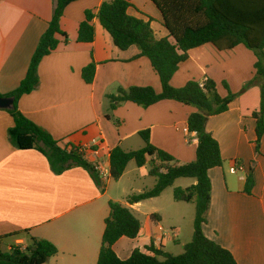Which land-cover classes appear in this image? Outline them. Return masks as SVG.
I'll use <instances>...</instances> for the list:
<instances>
[{"label": "crops", "instance_id": "crops-1", "mask_svg": "<svg viewBox=\"0 0 264 264\" xmlns=\"http://www.w3.org/2000/svg\"><path fill=\"white\" fill-rule=\"evenodd\" d=\"M105 1L110 0H76L67 6L61 28L68 34V42L43 58L40 85L19 99L20 111L62 145L73 142L84 148L100 147V158L109 163L110 152L117 146L126 151L145 147L143 131L149 133L154 146L178 162L194 161L198 136L189 132L188 118L197 107L164 99L152 105L127 101L109 110L107 95L119 87L150 86L161 92L162 83L150 59L140 55V48L133 45L120 49L98 17L93 19L94 41H78L86 11L97 14ZM130 2L131 15L144 20L151 17L156 37L167 35L153 0ZM53 10L52 0H0L1 94L16 90L25 78ZM257 60L255 52L244 44L219 50L207 43L189 51V59L180 64L171 80L174 87H182L192 79L210 78L225 97V82L233 92H239L227 111L210 116L206 124V130L219 141L224 163L209 171L213 189L208 221L203 227L207 237L229 249L238 264H264V135L258 153L257 119L253 115L260 108L261 86L257 81L249 84L256 77ZM92 62L96 75L92 83H87L82 71ZM13 125L8 109H0V236L29 229L31 235L50 240L59 250L45 264H97L112 200L131 208L142 224L136 239L122 237L114 245L119 257L127 259L136 248L144 250L154 245L161 235L158 226L167 216L160 207L145 209L144 203L162 194L134 204L127 201L128 196L155 186L157 179L150 174L148 164L139 167L135 162L130 169L129 162L117 181L130 179L133 187L131 191L123 188V199H117L111 193V177L100 185L84 167L58 173L39 151L19 149L9 135ZM86 158L97 159L92 153ZM236 160L244 169L232 173L230 167ZM252 170L254 185L247 193L246 177ZM140 180H145L147 187L136 185ZM196 183L194 178L181 177L173 186L186 188ZM181 219L180 213L173 218L178 223ZM172 228V239L179 242L181 229L175 224ZM7 238L9 246H24L29 241L24 234ZM188 242H183L180 249L184 250ZM162 246L165 251L180 254L174 253L167 242Z\"/></svg>", "mask_w": 264, "mask_h": 264}, {"label": "trees", "instance_id": "trees-1", "mask_svg": "<svg viewBox=\"0 0 264 264\" xmlns=\"http://www.w3.org/2000/svg\"><path fill=\"white\" fill-rule=\"evenodd\" d=\"M76 0H52L53 16L48 28L42 34L31 59L27 74L19 87L0 97H15L14 108L8 109L14 119L9 135L19 149H35L43 154L55 171L61 173L72 167H84L102 185L103 181L93 164L86 158V150L79 144L56 140L53 135L22 113L18 107L19 99L36 90L40 85L39 66L44 57L55 51L61 43L68 42L69 36L61 28V19L65 9ZM162 15L167 35L157 38L148 20L133 16L129 9L130 0L105 1L97 14L86 11V18L78 31L79 42H92L95 39L93 19L98 17L101 25L113 37L115 44L122 50L137 45L142 56L150 59L158 73L162 91L157 92L150 86L119 87L115 93L107 95L109 110H114L123 102L131 101L139 105H152L164 99H173L197 107L188 118V130L198 136L196 159L187 163L178 162L167 151L150 142L148 132H141L146 146L126 151L121 146L110 152V174L113 180H119L130 161L139 167L149 165L150 174L157 181L152 189L128 196L130 204L159 197L167 188L174 185L178 178H194L195 185L174 188L176 201L195 202L196 216L194 234L190 242L184 245L180 254L165 251L151 245L144 250L136 248L127 259L116 253L114 245L122 238L136 239L141 231L140 219L133 210L121 202L110 201V214L105 220V231L97 264H238L233 253L204 232L207 214L212 198V180L209 171L221 167L224 159L219 141L206 130L210 116L229 109L237 94L230 93L222 98L214 80H189L182 87H174L171 80L179 70L180 64L189 59V51L211 43L219 50L233 49L240 44L253 50L258 58L255 68L256 81L261 86V102L258 111L255 141L257 152L261 153L260 143L264 135V0H153ZM96 75V64L84 67L82 77L92 83ZM109 117V115H107ZM92 148H96L92 146ZM254 185L253 170L247 175L245 191L252 192ZM154 215L152 218L154 219ZM27 235L26 245L11 244L7 237ZM4 245L6 247H4ZM57 246L50 240L30 234L29 229L21 230L9 236H0V264H45L49 258L57 255Z\"/></svg>", "mask_w": 264, "mask_h": 264}, {"label": "rangeland", "instance_id": "rangeland-1", "mask_svg": "<svg viewBox=\"0 0 264 264\" xmlns=\"http://www.w3.org/2000/svg\"><path fill=\"white\" fill-rule=\"evenodd\" d=\"M224 87L226 89V93L229 95L230 93L233 94H237L232 91V89L229 87V83L225 82L224 83ZM219 95L222 98H225V96L223 95L222 91L218 90ZM135 165V161L133 160L131 165H130V169L134 168ZM150 168V166H149ZM139 181V180H138ZM181 185H184V183L179 182ZM136 185H139V187L141 188H145L147 187V183L145 182V180L140 182H137ZM131 187H133V183L132 181H130V179H123L122 181H120V183L116 180H112L111 181V193L113 195H115V197H117V199H123V188L126 189V191H131ZM137 187V186H136ZM129 193H133V192H129ZM145 209H150L151 207H160L162 212L167 216V220L166 222H164V224H162V226L165 228V231L170 234V237H165L164 238V242H167L169 244V246L173 247L174 253H181L183 250L180 249V246L183 242H187V241H191L193 236V232H194V221H195V216H196V205L195 202H184V201H176L174 199V186L173 187H169L167 188L161 195V197L157 198V199H152V200H148L145 201ZM181 214L182 215V219L180 220V222H176L173 220L174 216H176L177 214ZM180 227L181 229V234L179 236V242L174 241L172 239V232H174V228H172V225ZM169 240V241H168ZM179 245V246H178ZM4 247H6L4 245ZM181 251V252H180Z\"/></svg>", "mask_w": 264, "mask_h": 264}, {"label": "built area", "instance_id": "built-area-1", "mask_svg": "<svg viewBox=\"0 0 264 264\" xmlns=\"http://www.w3.org/2000/svg\"><path fill=\"white\" fill-rule=\"evenodd\" d=\"M205 80H207V78L202 80L201 86L204 85ZM84 150H86V156L89 153H92L94 156H96L97 159L95 160H91L90 162L93 164V166L95 167V170L99 173L100 178L105 181L107 179H109L111 177L110 174V163L105 160V159H101L100 158V153H101V149L100 147H96V148H92L91 147H87L84 148ZM244 169V165L240 162V161H234V163L232 164V166L230 167V171L232 173H236L239 170H243ZM161 235L156 239L154 246H162V243L164 242V238L170 236V234H168L165 231V228L162 225L158 226ZM172 234H175V232H172Z\"/></svg>", "mask_w": 264, "mask_h": 264}, {"label": "water", "instance_id": "water-1", "mask_svg": "<svg viewBox=\"0 0 264 264\" xmlns=\"http://www.w3.org/2000/svg\"><path fill=\"white\" fill-rule=\"evenodd\" d=\"M15 97H0V109L14 108Z\"/></svg>", "mask_w": 264, "mask_h": 264}]
</instances>
